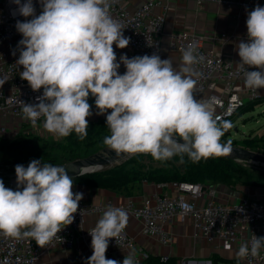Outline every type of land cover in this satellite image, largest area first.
I'll return each instance as SVG.
<instances>
[{"label":"clouds","instance_id":"1","mask_svg":"<svg viewBox=\"0 0 264 264\" xmlns=\"http://www.w3.org/2000/svg\"><path fill=\"white\" fill-rule=\"evenodd\" d=\"M17 7L16 29L22 66L20 77L33 91L43 89L38 103L19 101L22 113L34 127L43 118V128L58 137L72 132L83 140L93 113L88 102L95 98L97 114H107L110 135L103 143L119 154H150L158 161L187 155L192 162L232 152V141L221 143L225 131L214 115L213 101L197 99L192 65L198 62L193 46L182 52L180 70L169 59L152 55L129 58L117 55L113 44L124 49L130 43L123 25L110 14V0H39L36 14L33 0H11ZM247 41L237 45L238 71L245 87L264 89V7L247 13ZM15 54V53H13ZM121 64L126 68L118 72ZM249 68L258 70L249 71ZM7 78H0V86ZM67 166L33 159L27 167L15 166L17 190L0 180V234L31 238L44 248L75 219L83 193L73 192V178ZM82 215V211H81ZM127 212L107 205L95 227L89 231L92 255L87 264H119L107 259L109 240L122 238ZM264 237L252 236L241 244L238 258L257 257ZM122 264H138L133 255Z\"/></svg>","mask_w":264,"mask_h":264},{"label":"built area","instance_id":"2","mask_svg":"<svg viewBox=\"0 0 264 264\" xmlns=\"http://www.w3.org/2000/svg\"><path fill=\"white\" fill-rule=\"evenodd\" d=\"M201 5L205 0H195ZM246 1V0H235ZM25 0H21V3ZM159 0H143L134 8L124 6L122 0H110V14L124 27L125 37H130L129 45L117 55L129 58L153 53L162 56V34L166 24V6L163 11L156 12ZM232 5L233 1H227ZM36 14L42 11L39 0H33ZM244 4H252L251 1ZM16 5L11 0H0V78L7 81L0 86V137L13 138L21 129L31 124L22 113L19 101L28 104L38 103L37 97L43 94V89L33 91L28 82L22 80L20 72L22 66L16 64L19 58L18 42L23 38L16 29L17 20L23 22L25 18L15 13ZM224 41L233 39L234 33L223 32ZM170 48L183 51L189 46L195 49L198 62L192 65L193 79L197 81L195 95L197 99L213 101V111L218 122L232 119L248 102L264 97V89L252 90L245 87L244 73L238 71L237 63L205 44L203 38L190 30L173 32ZM15 53V54H13ZM249 71L258 70L249 68ZM126 68L121 64L118 72L123 74ZM94 101L95 98L89 95ZM41 118L38 122H42ZM176 190L173 196L163 193H153L144 197L140 205L132 202L119 205L127 209L143 222V232L158 242L170 245L174 241V234L166 228L176 218L190 217L195 226V236L202 237L215 248H232L237 244L250 242L252 236L264 237V196L246 197L240 202L227 204L210 200L205 205L197 201L204 193L215 194L212 184L186 181H168ZM102 205L88 204L83 199L79 202L78 210L74 213V221L57 235L61 239L53 240L44 248L36 245L31 238H11L0 234V264H37L42 254L52 248H72L77 239L78 229L82 227L85 215L91 211H100ZM82 211V215H81ZM95 227V226H94ZM89 228L83 236L92 239ZM125 250L127 255L134 256L138 264H144L149 253L141 247L135 237L126 228L122 238L109 240L105 253L110 256L115 250ZM169 255H161L162 261H167ZM242 264H264V248L257 257L251 255L240 258ZM212 263L211 261L209 262Z\"/></svg>","mask_w":264,"mask_h":264},{"label":"crops","instance_id":"3","mask_svg":"<svg viewBox=\"0 0 264 264\" xmlns=\"http://www.w3.org/2000/svg\"><path fill=\"white\" fill-rule=\"evenodd\" d=\"M142 1L122 0L124 6L127 8H134L141 4ZM159 1L161 3L156 6V12L163 11L164 6L167 8L166 24L162 34L163 46L161 59H169L173 67L178 71L182 65L183 51H176L170 48L169 43L173 32H179L181 30L193 31L203 38L207 46L224 53L234 61H240L237 45L241 40L247 41V13L257 5L264 7V0H249L252 4H244L248 0L244 2L232 0V5L227 3L230 0H205L201 5L197 4L195 0ZM223 32L234 33L235 37L224 41L222 37ZM113 49L116 54L121 53L123 50L117 48L115 44H113ZM88 102L92 106L91 111L93 113L90 117H87L88 123L106 119L107 114L111 110H109V113L97 114L98 110L96 109L94 100L89 97ZM26 126L21 129V136L35 134L41 137L58 138V136L47 132L43 128V121L35 127L32 126L31 130H28ZM204 184H212L216 192L214 195L210 192L204 193L197 199L200 205H205L213 199L223 203L233 204L240 202L246 197L264 196V188L253 184H238L235 187L209 181L204 182ZM73 192L83 193V200L86 203L102 205V209L100 211L88 212L85 215L83 225L77 232L76 243L72 248L55 247L49 249L42 254L37 264H87V260L92 255L93 249L91 247V240L85 238L83 233L96 225L107 205L110 204L119 207V205H124L129 202L140 205L144 197L148 195L163 193L173 196L176 190L170 187L169 184L164 185L163 182L158 183L142 180L131 184L127 189L122 188L120 190L74 182ZM124 210L128 214L126 230L130 235L135 237L137 243L149 254L175 257L178 264H186L189 262L194 264H209L212 258H214V255H219L221 258H227L229 260L238 258L237 252L240 244L232 248H215L207 240L195 236V226L190 217L184 219L178 217L173 223L166 225V228L174 234V241L170 245H165L144 234L142 220L136 218L127 209ZM125 256H127V251L119 249L115 250L110 256H106V258L114 259L119 264H122ZM205 258L208 260H203Z\"/></svg>","mask_w":264,"mask_h":264},{"label":"rangeland","instance_id":"4","mask_svg":"<svg viewBox=\"0 0 264 264\" xmlns=\"http://www.w3.org/2000/svg\"><path fill=\"white\" fill-rule=\"evenodd\" d=\"M260 99L253 104L251 103L252 105H247L233 117L231 136L235 139L237 146L264 154V99ZM94 124L88 128V135L83 140H77L74 144H71L69 136L58 138L46 136L43 139L33 138L29 140L20 137L17 142L16 140L9 141L8 139L11 138L0 137V180H3L5 186H13V183H16L15 166L22 164L27 167L33 159L58 166L101 151L107 147L103 141L110 134L105 133L100 128L99 124L103 123ZM32 126V124H28L26 128L28 127V130H31ZM227 137L228 135L223 136L221 143H226ZM160 162L150 154H133L118 163L109 165V167L127 163V167L135 165L143 170L159 165ZM241 163L248 169L252 178L257 181L256 186L264 188V164L260 162ZM99 169L101 168L97 170ZM214 258H212L211 264H215V260L218 259L221 260L219 264H234L228 262L229 259L221 258L219 255H214ZM203 260L207 261L208 259ZM186 264L194 263L189 262Z\"/></svg>","mask_w":264,"mask_h":264},{"label":"trees","instance_id":"5","mask_svg":"<svg viewBox=\"0 0 264 264\" xmlns=\"http://www.w3.org/2000/svg\"><path fill=\"white\" fill-rule=\"evenodd\" d=\"M258 100L248 102L244 107L251 103L253 104ZM244 107H242L241 109H243ZM232 119H227L220 124L222 125L225 122L231 124V127L225 131L224 136L228 135L227 141L231 140L232 144L236 145L235 139L231 136V131L233 128ZM98 122L103 123L99 124L100 128L105 131V133L110 134L106 119H101L96 122H90L88 123V128L90 127V125H95L94 123ZM20 137L22 139L25 138L26 140L33 138H44L35 134H27L21 136L19 133L17 136L8 140H16L17 142ZM69 138L71 144H74L77 140H80L75 132H72L69 135ZM247 147L251 148L250 146ZM138 154L140 153L134 155ZM107 166L108 167L104 166L99 170L94 169L92 171L79 174L73 177V182H81L93 186L112 188L116 190H120L122 188L127 189L131 186V184H135L142 180L154 181L158 183L173 180L200 183L209 181L212 183H222L230 187H235L238 184H257V181L252 178L250 172L242 165L241 161L220 156H212L208 159H201L199 162L194 163L188 158L187 155L183 156V161H181V157L177 155L167 161H161L159 165L143 170L137 168L135 165L132 167H127V163H122L121 165H114L110 167L109 165ZM219 260L220 259L215 260L214 263L219 264ZM228 262H232L234 264H242L239 258H233L231 260H228ZM144 263L178 264V261L175 257L172 256H169L167 261H162L161 255L149 254V257Z\"/></svg>","mask_w":264,"mask_h":264},{"label":"water","instance_id":"6","mask_svg":"<svg viewBox=\"0 0 264 264\" xmlns=\"http://www.w3.org/2000/svg\"><path fill=\"white\" fill-rule=\"evenodd\" d=\"M231 147L232 152L230 154L220 157H226L241 162H260L264 164V154L234 144H231ZM132 155L133 154L126 153L117 155L113 150H110L105 147L101 151L94 153L88 157L73 160L58 166H67L68 175L73 178L79 174L86 173L94 169L102 168L107 165H112L114 163H118L121 160L126 159ZM5 187L17 190V184Z\"/></svg>","mask_w":264,"mask_h":264},{"label":"bare ground","instance_id":"7","mask_svg":"<svg viewBox=\"0 0 264 264\" xmlns=\"http://www.w3.org/2000/svg\"><path fill=\"white\" fill-rule=\"evenodd\" d=\"M14 185H16L17 183H13Z\"/></svg>","mask_w":264,"mask_h":264}]
</instances>
